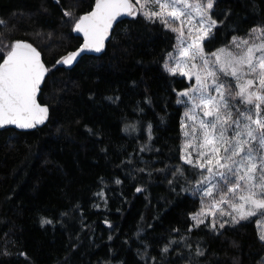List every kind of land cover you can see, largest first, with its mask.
I'll return each instance as SVG.
<instances>
[{"label":"trees","instance_id":"1","mask_svg":"<svg viewBox=\"0 0 264 264\" xmlns=\"http://www.w3.org/2000/svg\"><path fill=\"white\" fill-rule=\"evenodd\" d=\"M93 7L94 0H0V19L8 22L0 26V49L17 40L29 42L52 68L79 48L82 39L72 22ZM226 13L230 15L217 36L205 41L206 51L264 24V0H217L216 17L223 20ZM174 44L175 35L162 24L130 17L114 29L103 54L82 56L77 64L58 65L49 73L42 97L50 105L46 125L31 132L0 131V253H8L0 254V264H144L137 254L143 250L138 231L152 245L151 255L172 228L184 233L191 223L188 213L198 209L196 198L179 188V195L170 191L165 173L151 179L135 173V180L127 173L141 157L156 168L188 169L179 159L183 107L175 103L172 90H183L188 81L162 68ZM148 123L153 126L151 144L160 151L140 153ZM126 124H135L136 130L126 132ZM129 158L132 165L122 163ZM116 178L124 183L116 185ZM137 185L146 191L135 193ZM102 188L107 208L95 195ZM96 203H101L99 209ZM81 212L88 226L83 229ZM42 217L53 224L42 226ZM256 219L220 237L200 230L192 237L208 247L213 264H232L234 256L242 264H254L264 252ZM172 259L179 257L173 254Z\"/></svg>","mask_w":264,"mask_h":264},{"label":"snow or ice","instance_id":"2","mask_svg":"<svg viewBox=\"0 0 264 264\" xmlns=\"http://www.w3.org/2000/svg\"><path fill=\"white\" fill-rule=\"evenodd\" d=\"M56 3L60 4V0ZM216 6L217 0H94L90 11L72 22V30L83 37L81 45L58 59L52 68L46 66L41 52L31 43L17 40L0 49V128L14 125L18 129H36L50 119V105L42 100L49 73L58 65L77 64L82 53L105 52L118 18L142 16L175 35L173 51L167 53L162 68L170 76L188 81L183 90L172 89L175 103L183 107L179 159L188 169L156 168L151 159L141 157L127 173L133 180L135 173L148 179L154 173H165L170 191L177 192L179 188L196 198L199 206L188 213L186 219L191 223L184 233L172 228L166 239L156 242V255L149 253L152 245L145 243L146 238L136 233L143 249L138 248L137 254L144 264H213L210 250L199 239L193 240V232L200 230L220 237L253 217H257V238L264 245V24L251 28L244 37L233 35L223 46L206 51L205 41L217 36V29L230 15L226 13L223 20L217 18ZM63 15L72 17L69 11ZM7 24L0 19V26ZM108 99L115 102L119 97ZM147 103L151 104V100ZM130 130L135 131L136 125L126 124L125 131ZM146 130L147 142L138 151L159 152L151 144V123ZM122 163L132 165L133 160ZM114 183L121 185L124 181L116 178ZM134 187L135 193L146 191L143 185ZM95 195L107 208L103 188ZM93 206L99 209L101 203ZM80 216L82 229L87 228L82 212ZM40 222L42 226L53 224L46 217ZM104 223L113 228L106 218ZM112 238L109 234L108 240ZM232 246L239 247L235 241ZM173 254L179 260L174 261ZM232 264L242 261L234 256ZM254 264H264V252Z\"/></svg>","mask_w":264,"mask_h":264},{"label":"water","instance_id":"3","mask_svg":"<svg viewBox=\"0 0 264 264\" xmlns=\"http://www.w3.org/2000/svg\"><path fill=\"white\" fill-rule=\"evenodd\" d=\"M130 17H128V16H123V17H120V18H118V21H117V23H116V25H114V29L119 25V24H121L122 22H124L125 20H128ZM114 29H113V32H114ZM75 34L78 36V37H80L81 39H82V41H83V37H82V35L81 34H79V33H76L75 32ZM113 35V34H112ZM112 35L110 36V38H109V40L112 38ZM108 40V41H109ZM108 41H106V44H105V48H106V45H107V43H108ZM26 42V41H25ZM29 43V42H28ZM34 46V45H33ZM35 47V46H34ZM38 50V49H37ZM39 51V50H38ZM104 53V52H103ZM103 53H99V54H97V53H90V52H86V53H82L81 54V57L82 56H99V55H101V54H103ZM41 55H42V53H41ZM81 57H78L77 59H80ZM42 60L44 61V58H43V55H42ZM48 122V121H47ZM46 122V123H47ZM46 125V124H45ZM44 125H41V126H38V128H36V129H18V128H16L14 125H8V126H5L4 128H0V131H3V130H6V129H14V130H17V131H20V132H31V131H35V130H37V129H40V128H42Z\"/></svg>","mask_w":264,"mask_h":264}]
</instances>
